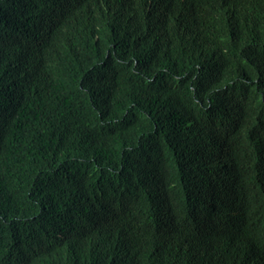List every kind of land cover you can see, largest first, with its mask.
Here are the masks:
<instances>
[{"label":"trees","instance_id":"1","mask_svg":"<svg viewBox=\"0 0 264 264\" xmlns=\"http://www.w3.org/2000/svg\"><path fill=\"white\" fill-rule=\"evenodd\" d=\"M226 2L189 41L148 0H0V264H250L191 217L264 175V0Z\"/></svg>","mask_w":264,"mask_h":264},{"label":"clouds","instance_id":"2","mask_svg":"<svg viewBox=\"0 0 264 264\" xmlns=\"http://www.w3.org/2000/svg\"><path fill=\"white\" fill-rule=\"evenodd\" d=\"M148 2L150 9L146 15L157 22L158 28L162 15L166 16L176 24L174 32L179 36L181 33L188 34L189 41L194 38L189 29V22L193 20V18L189 19L191 15L201 13L219 19L229 10L226 0H148ZM178 3L181 4L179 9ZM123 4L132 6L133 0H123ZM123 11L126 14L124 6ZM184 27L187 28V32ZM223 181H225L224 177ZM196 194L202 197L199 191H196ZM209 194L210 192L207 195ZM204 210V212H195L191 216L192 220L197 218L194 215L200 216L197 222L208 229L210 235L221 238V242L226 246L244 253L250 264H264V175L262 173L258 184L245 186L242 196L237 201L232 202L227 192L223 194L219 205H208ZM218 216L227 219L228 227L218 228L215 225ZM188 227L193 228L194 225L189 224ZM253 256L254 258H251Z\"/></svg>","mask_w":264,"mask_h":264}]
</instances>
